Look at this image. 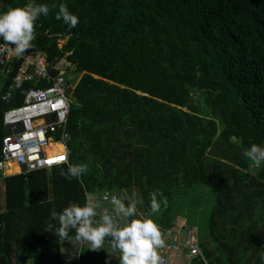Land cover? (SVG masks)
Segmentation results:
<instances>
[{"label":"trees","instance_id":"1","mask_svg":"<svg viewBox=\"0 0 264 264\" xmlns=\"http://www.w3.org/2000/svg\"><path fill=\"white\" fill-rule=\"evenodd\" d=\"M26 2L2 0L0 11ZM36 3L49 13L35 21L31 49L82 74L68 93L67 163L0 172V264H109L107 240L87 249L45 224L53 209L130 186L145 212L150 192L166 198L153 217L162 235L178 215L195 229L206 260L190 264H260L264 165L252 169L243 153L264 145V0ZM60 3L78 17L75 28L55 19ZM28 86L16 102L0 99V143L3 111ZM69 163L88 167L68 180L59 170Z\"/></svg>","mask_w":264,"mask_h":264},{"label":"built area","instance_id":"2","mask_svg":"<svg viewBox=\"0 0 264 264\" xmlns=\"http://www.w3.org/2000/svg\"><path fill=\"white\" fill-rule=\"evenodd\" d=\"M1 4L2 0L0 9ZM63 60L49 63L41 52L34 49H28L26 54L17 57L7 43L0 41V83H5L7 87L0 99L7 103L16 102L17 91L23 85L29 84L22 101L10 105L2 114V174L49 169L67 163V141L70 133L66 130V122L70 106L68 93L72 84L71 76L65 69L70 63ZM53 69L57 70L55 74H52ZM68 69L71 70V66ZM6 77L9 81H2ZM58 145L62 148L55 150L53 147ZM10 165L16 166L17 171L6 173ZM104 195L108 199L103 200L99 212L109 206L108 200L113 196L107 192L101 194ZM178 224L166 229L162 235L164 241H169L158 249L161 264H180L181 258L186 264H190L195 257L201 256L196 244L195 229L187 228L186 235L182 237V227ZM179 240L182 242L177 243Z\"/></svg>","mask_w":264,"mask_h":264},{"label":"clouds","instance_id":"3","mask_svg":"<svg viewBox=\"0 0 264 264\" xmlns=\"http://www.w3.org/2000/svg\"><path fill=\"white\" fill-rule=\"evenodd\" d=\"M57 10L54 17L67 28H75L78 17L69 11L64 3L53 5ZM49 6L27 0L21 6L0 11V41L7 43L15 56L26 54L33 47L34 23L41 16H47ZM254 168L264 165V145L251 144L243 153ZM86 163H69L59 170L65 179H79L87 170ZM158 192L149 193L147 211L137 212L136 193L117 197L111 196L109 212H99L106 195L86 196L83 203L70 202L59 212L53 209L46 221V231H51L59 241L84 244L87 249L104 248L109 242L111 251L118 253L119 264H161L158 249L165 246L162 231L154 220L161 206L167 207V200ZM260 264H264V251L259 254Z\"/></svg>","mask_w":264,"mask_h":264},{"label":"rangeland","instance_id":"4","mask_svg":"<svg viewBox=\"0 0 264 264\" xmlns=\"http://www.w3.org/2000/svg\"><path fill=\"white\" fill-rule=\"evenodd\" d=\"M39 24V23H38ZM38 24H36V22L34 23V26H38ZM67 37L68 36H66L65 37V39H59L58 40V45H61L62 43H64L65 42V40L67 39ZM62 62V61H61ZM63 62H64V60H63ZM67 71H68V73L70 74V76H71V79H72V87H74L75 86V84H76V82L78 81V79H79V77H80V75L82 74V73H80V72H73V70L71 69H67ZM68 98L70 99V100H72L71 99V97L69 96V94H68ZM251 166V165H250ZM252 167V166H251ZM252 169H254V167H252ZM9 172H16V171H9ZM9 172H6V173H9ZM3 184H2V181L0 180V208H2V205H3ZM133 192H135L136 193V199H137V212H138V214H140V215H142V214H144L145 213V211H143V207H142V202H141V194H140V192H139V190H138V187L137 186H130V187H127V188H124V189H121V190H119V191H117L116 192V194H118L120 197L121 196H123V195H131ZM105 207V206H104ZM108 208H109V206L107 207H105V209H107L108 210ZM109 211V210H108ZM111 211V210H110ZM176 223H179L178 225H180L182 228L180 229V231H181V234H180V236H182V237H184L185 235H186V231H187V228H188V224L186 223V219L183 217V216H177L176 217V221H175ZM175 239L177 238V236H173ZM187 238H189V237H187ZM186 238V239H187ZM163 239H165V238H163ZM170 242L172 243L173 242V239L171 238V240H170ZM169 242V243H170ZM180 242H182V241H178L177 243H180ZM176 243V242H175ZM196 244H198V242H196ZM109 247V246H108ZM108 250H106V252L107 253H109V248H107ZM199 249H200V247H199ZM76 251V250H75ZM200 251H201V249H200ZM202 255V257L201 258H205V254L203 253V254H201ZM118 256V253H116L115 255H114V259L109 263V264H119V262H118V259L116 258ZM204 260H206V259H204ZM25 264H30V263H25ZM180 264H186V262H185V260L184 259H180Z\"/></svg>","mask_w":264,"mask_h":264},{"label":"bare ground","instance_id":"5","mask_svg":"<svg viewBox=\"0 0 264 264\" xmlns=\"http://www.w3.org/2000/svg\"><path fill=\"white\" fill-rule=\"evenodd\" d=\"M53 148L56 149L55 146H54ZM57 148H58V149H61L62 147H61L60 145H58ZM58 149H57V150H58ZM11 170H12V171H17V167H16V166H12V165H10V166L7 167V170H6L5 172H9V171H11ZM9 173H11V172H9Z\"/></svg>","mask_w":264,"mask_h":264},{"label":"crops","instance_id":"6","mask_svg":"<svg viewBox=\"0 0 264 264\" xmlns=\"http://www.w3.org/2000/svg\"><path fill=\"white\" fill-rule=\"evenodd\" d=\"M57 147H58V146H55V148H56L55 150H57V149H58ZM2 190H3V189H2ZM110 209H111V207H110ZM68 251H70V249H69ZM110 251H111V250H110ZM73 253H74V252H73Z\"/></svg>","mask_w":264,"mask_h":264},{"label":"snow or ice","instance_id":"7","mask_svg":"<svg viewBox=\"0 0 264 264\" xmlns=\"http://www.w3.org/2000/svg\"><path fill=\"white\" fill-rule=\"evenodd\" d=\"M62 159V158H61Z\"/></svg>","mask_w":264,"mask_h":264}]
</instances>
